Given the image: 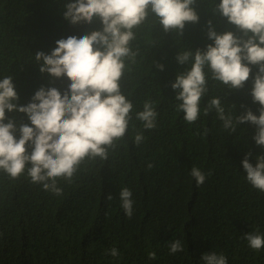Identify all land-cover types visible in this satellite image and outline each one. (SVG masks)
Wrapping results in <instances>:
<instances>
[{
    "label": "trees",
    "instance_id": "1",
    "mask_svg": "<svg viewBox=\"0 0 264 264\" xmlns=\"http://www.w3.org/2000/svg\"><path fill=\"white\" fill-rule=\"evenodd\" d=\"M213 1H201L199 22L186 23L182 35L164 32L154 17L137 33L134 46L140 55L123 81L138 109L151 100L158 112L156 128L136 124L135 134L142 131L144 143L137 146L134 135L106 161L86 162L70 183L60 181L61 195L32 184L26 174L11 180L0 172V264H17L25 255L38 264H202L201 255L208 250L224 252L229 264H264V249L252 252L242 238L247 228L264 235L263 193L250 189L239 170L247 153L253 166L264 155L252 139L256 127L245 123L230 133L214 111L187 127L168 87L177 54L213 43L207 36L209 21L215 30L224 27L213 15ZM70 2L74 0H0V79L14 78L19 105H27L41 87L61 93L68 87L67 78L41 74L34 56L50 53L59 39L92 30V24L74 26L63 18V6ZM254 76L252 72L239 90L210 80L205 106L218 96L226 111L235 106L237 116L246 109L258 116L260 105L250 94ZM6 116L17 128L30 123L22 113ZM193 166L207 177L203 189L192 184ZM124 187L134 201L130 219L120 206ZM174 240L183 241L184 251L169 254L168 243ZM113 247L117 257L108 254ZM153 252L156 258L149 259Z\"/></svg>",
    "mask_w": 264,
    "mask_h": 264
},
{
    "label": "clouds",
    "instance_id": "2",
    "mask_svg": "<svg viewBox=\"0 0 264 264\" xmlns=\"http://www.w3.org/2000/svg\"><path fill=\"white\" fill-rule=\"evenodd\" d=\"M201 1L65 3L63 18L74 26L92 24V30L80 37L59 39L50 53L38 51L34 56L41 74L67 78L69 84L63 93L55 87H41L22 106L18 104L14 78L1 76L0 172L11 180H19L26 174L32 184L61 195L60 181L70 183L86 162L106 161L120 143L134 135L137 146L144 143L143 132L135 134L136 124L141 122L144 130L156 128L158 112L151 100H145L143 109H138L136 98L126 92L123 81L140 55L134 46L137 33L154 17L164 32L182 35L186 23L199 22ZM212 9L213 15L224 24L221 30H215L209 21L207 36L213 43L194 53L181 50L175 58L176 71L168 80V87L177 104L176 110L187 127L197 125L213 111L222 128L230 133L239 125L250 123L256 127L252 139L264 148V0H214ZM156 67L164 70L163 64ZM252 72L255 76L250 94L253 103L260 105L258 116L250 109L237 116L235 106L226 111L218 96L205 106L203 97L209 92L210 80L230 90H239ZM14 111L25 114L30 123H21L17 128L16 121L6 116V112ZM251 155V152L245 155L239 170L245 184L264 196V155L256 157L255 166L249 162ZM152 167L149 163L148 168ZM190 176L195 180L192 184L196 190L205 187L207 177L199 168L193 166ZM107 199L113 197L108 195ZM119 199L130 219L134 204L131 190L122 188ZM242 238L250 251L259 253L264 249V235L260 232L247 228ZM168 247L169 254L184 251L182 240L171 241ZM108 254L117 257L119 252L113 247ZM155 258L154 252L149 253V259ZM201 260L202 264H229L228 256L217 250L206 251ZM17 264H38V260L25 255Z\"/></svg>",
    "mask_w": 264,
    "mask_h": 264
}]
</instances>
